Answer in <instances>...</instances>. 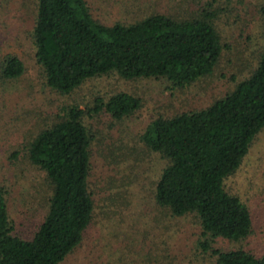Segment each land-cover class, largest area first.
<instances>
[{
    "label": "trees",
    "instance_id": "trees-1",
    "mask_svg": "<svg viewBox=\"0 0 264 264\" xmlns=\"http://www.w3.org/2000/svg\"><path fill=\"white\" fill-rule=\"evenodd\" d=\"M34 3L35 60L45 86L62 94L106 75L161 79L171 89L185 88L211 75L224 49L213 10L188 19L158 12L133 23L105 24L94 18L86 0ZM24 72L19 56L0 54V82ZM231 78L232 86L206 105L149 121L140 139L166 160L155 181L156 204L172 216L196 217L198 247L213 254L215 264H264V251L214 245L217 239L239 242L252 232L246 203L229 193L224 181L264 129V44L247 74ZM140 104L139 97L118 91L95 97L86 109L65 105L30 138L26 157L45 173L47 208L31 237L22 238L14 232L0 186V264H59L79 245L94 211L92 134L84 116L104 112L119 121Z\"/></svg>",
    "mask_w": 264,
    "mask_h": 264
},
{
    "label": "rangeland",
    "instance_id": "rangeland-1",
    "mask_svg": "<svg viewBox=\"0 0 264 264\" xmlns=\"http://www.w3.org/2000/svg\"><path fill=\"white\" fill-rule=\"evenodd\" d=\"M86 2L94 18L105 24L133 23L158 12L188 19L207 9L217 11L214 23L224 49L214 72L185 88L171 89L161 79L106 75L62 94L45 86L35 60L30 36L34 0H0V54L19 56L25 67L19 78L0 82V186L6 190L14 232L31 237L50 194L45 173L26 157L30 138L60 115L62 106L86 109L95 97L125 91L141 99L132 115L119 121L104 112L84 116L92 134L93 217L79 245L59 264H215L214 255L197 245L201 229L196 217L172 216L156 204L155 181L166 160L149 150L140 135L157 116L204 106L232 86L231 74H247L264 44V0ZM224 186L246 203L252 232L239 242L217 239L214 245L264 251V129Z\"/></svg>",
    "mask_w": 264,
    "mask_h": 264
}]
</instances>
